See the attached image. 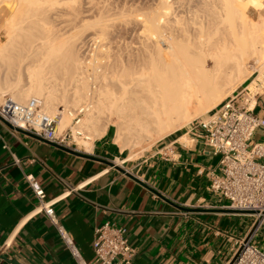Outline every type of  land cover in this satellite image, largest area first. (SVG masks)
Masks as SVG:
<instances>
[{
	"label": "bare ground",
	"instance_id": "bare-ground-1",
	"mask_svg": "<svg viewBox=\"0 0 264 264\" xmlns=\"http://www.w3.org/2000/svg\"><path fill=\"white\" fill-rule=\"evenodd\" d=\"M3 5L11 15L0 43V102L7 95L21 104L40 99L58 118L60 133L84 112L72 128L85 151L113 126L116 144L136 158L251 76L258 73L248 88L264 81V17L250 16L254 5L262 15L261 0H0Z\"/></svg>",
	"mask_w": 264,
	"mask_h": 264
},
{
	"label": "crops",
	"instance_id": "crops-1",
	"mask_svg": "<svg viewBox=\"0 0 264 264\" xmlns=\"http://www.w3.org/2000/svg\"><path fill=\"white\" fill-rule=\"evenodd\" d=\"M256 111L264 116V91L257 95ZM64 146L93 158L0 119V264H78L48 217L37 212L39 200L25 174L42 184L88 264H96L95 229L105 222L125 229L137 251L132 264H227L235 240L250 231L251 218L237 227L227 223L240 214L224 211L227 199L211 190L221 155L205 145L197 122L133 159L116 144L112 130L88 151L72 142ZM6 241L10 247L1 252Z\"/></svg>",
	"mask_w": 264,
	"mask_h": 264
},
{
	"label": "built area",
	"instance_id": "built-area-1",
	"mask_svg": "<svg viewBox=\"0 0 264 264\" xmlns=\"http://www.w3.org/2000/svg\"><path fill=\"white\" fill-rule=\"evenodd\" d=\"M258 93L246 87L196 121L204 131L205 145L221 155L219 172L211 173V190L227 199L230 213L252 219L248 235L235 240L234 254L227 264H264V250L253 241L264 223V139H253L257 130L264 131V116L256 111ZM0 119L61 145L71 142L73 136L71 128L59 133L58 118L47 114L38 98L21 104L5 96L0 102ZM79 119L76 116L75 123ZM25 178L39 200L37 212L48 217L78 264H88L58 217L54 202L46 200L42 184L33 174H25ZM10 244L6 241L1 252ZM93 247L96 264H132L137 252L125 229L111 222L96 227Z\"/></svg>",
	"mask_w": 264,
	"mask_h": 264
},
{
	"label": "rangeland",
	"instance_id": "rangeland-1",
	"mask_svg": "<svg viewBox=\"0 0 264 264\" xmlns=\"http://www.w3.org/2000/svg\"><path fill=\"white\" fill-rule=\"evenodd\" d=\"M261 1L263 2V6H262L263 10L261 12L262 15L259 14V11H260L259 8L260 7H257L255 5L250 7V11H251L250 16L252 15L251 17H254L255 20H261L264 17V0H261ZM4 8H5L4 5L0 7V43L5 41L6 38H7V35H6V30H7L6 20L11 15V11H9L10 9H4ZM251 62L253 64L254 60H251ZM257 74L258 73H256L255 75L251 76L250 79L247 82L239 85L236 88V92L235 93L232 92L230 95H232V94L234 95V94L238 93L239 91H242L243 89L248 87L249 83H251V81H254L256 79ZM261 82H263V84ZM263 85H264V81H262V79H260V80H257L255 83H253V85H251L252 87H249V88L253 92H261L262 90H264V88H263L264 86ZM7 96L11 97L10 95H7ZM58 108H59L60 111H63L64 110V105L60 104ZM205 115H203V116H205ZM76 116L82 118L84 116V112H81V113L79 112V114L77 113ZM76 116L73 117L72 125L70 127H68L69 129L71 128L72 132H73V136L69 140L72 143H74V144H75V140H74L75 134H74V131H73L72 127L75 125ZM203 116H201L199 118H203ZM199 118L195 119L193 122H196L197 120H199ZM193 122H191L190 124H192ZM68 128L65 131H63V132L65 133L68 130ZM58 129H59V133H60V127L59 126H58ZM110 130H112V135H113V138H114V134H113L114 127L112 126ZM263 135H264V131L262 129H259V130H257L255 135L253 136V139L256 140V141L264 139ZM245 218H247V220H250V218L244 217V215H234V216H231V217H227V223L229 225L237 227V226H240L241 223L246 221ZM254 243L257 244L259 247H262V249L264 250V223L261 226L260 230L256 233L255 238H254Z\"/></svg>",
	"mask_w": 264,
	"mask_h": 264
},
{
	"label": "water",
	"instance_id": "water-1",
	"mask_svg": "<svg viewBox=\"0 0 264 264\" xmlns=\"http://www.w3.org/2000/svg\"><path fill=\"white\" fill-rule=\"evenodd\" d=\"M11 126H12V125H11ZM12 127H13V126H12ZM16 129L19 130V131H21V132L28 133L29 135H31V136H33V137H35V138H38V139H40V140L48 141L50 144H53V145L57 146L58 148H61V149L66 150V151H69V152H71V153H73V154H77V155H81V156H86V157L93 158V157H91V156H89V155H86V154H84V153H81V152H79V151H77V150H74V149H72V148H69V147H66V146H64V145H61V144L54 143V142H52V141L46 140V139H44V138H42V137H40V136H37V135H35V134L31 133V132H28V131H25V130H23V129H19V128H16ZM101 160L105 161L107 164L115 165L114 162H112V161H110V160H105V159H101ZM224 211H228V210H224Z\"/></svg>",
	"mask_w": 264,
	"mask_h": 264
}]
</instances>
